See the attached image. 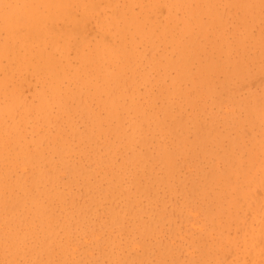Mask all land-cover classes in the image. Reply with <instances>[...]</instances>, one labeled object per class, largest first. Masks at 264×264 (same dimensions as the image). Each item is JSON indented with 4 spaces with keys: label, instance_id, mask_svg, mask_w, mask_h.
<instances>
[{
    "label": "rangeland",
    "instance_id": "1",
    "mask_svg": "<svg viewBox=\"0 0 264 264\" xmlns=\"http://www.w3.org/2000/svg\"><path fill=\"white\" fill-rule=\"evenodd\" d=\"M84 1L73 10L78 19L90 13L86 30L69 38L67 52L62 39L44 45L64 70V105L46 72L35 69L32 48L0 58V264H257L248 250L251 227L263 220L264 0H115L148 36H115L117 49L108 53L100 43L111 7L101 0L89 9ZM182 57L190 59L186 78L175 63ZM238 61L247 73H234ZM201 125L213 135L205 152L194 133ZM119 128L135 137L124 139ZM162 151L177 152L169 174ZM133 153L150 156L142 167ZM38 173L54 189L34 179ZM109 183L126 188L133 204L113 197ZM18 197H41L53 210L49 224L66 219L69 233L56 228L57 239L41 250L45 229ZM157 215V232L144 235L140 224Z\"/></svg>",
    "mask_w": 264,
    "mask_h": 264
},
{
    "label": "bare ground",
    "instance_id": "2",
    "mask_svg": "<svg viewBox=\"0 0 264 264\" xmlns=\"http://www.w3.org/2000/svg\"><path fill=\"white\" fill-rule=\"evenodd\" d=\"M100 1L101 0H86L84 2H86V4H85L86 6L90 7L89 9H95L96 10V9H98L100 7ZM78 2H79V0H28L27 4H21L19 0H0V31H2V32H4L6 34L5 40H1L2 38L0 39V58L2 56L3 57L8 56V57H11V58H15L18 55V53H17L18 50L17 49H18L19 46H24L28 50H30L32 48L35 57L39 60L35 64V69L37 71L46 72V74L50 78V81L52 82L50 84L51 85V89L50 90L55 95V100L59 101L60 103H62V105L65 104V99H66L65 98L66 96L64 94H62V91L65 94H67V92H68L67 89L66 90H62L61 89V82L62 83L64 82L62 80L64 79L65 73H64V70L62 69V67L60 65V62L58 60H55L53 55L50 52H48V51H46L44 49V45L45 44L53 45L59 39H62L65 43H63V46L61 48V53L65 54L67 52V50L69 49L70 45H71L70 42L68 41L69 38L72 37L74 39L75 35L78 34V30L79 29L82 30L81 33H84V31L86 30L85 29V27H86L85 22H86L87 19H89L90 13L86 12L82 18L78 19L76 17V11L73 10L74 4L75 3L78 4ZM106 2L111 7V14L112 15L108 19L103 21V24H104L103 27L105 28V34H104L103 40L101 41L100 44H101V46H104L106 48V52L107 53H108V50L113 51V50L117 49V46L115 45V43L112 42V39H111V38H114L115 36L119 35V36L122 37V39L127 34H133V33L141 34L143 36H148V33L144 31L143 26L141 24V21H140V19L137 16L131 14L130 16L125 17L123 15L124 13H122L119 10L115 0H106ZM80 4L82 5V3H80ZM255 7H256V5L253 6V8H255ZM85 9H87V8H85ZM85 9H83V11ZM220 19H222V18H220ZM60 21H65L69 25L65 26V27H60L59 26V22ZM220 22L222 24V21H220ZM61 36H64L65 39L62 38ZM109 40H110V44H108ZM75 41H76V39H75ZM77 48H79V46ZM96 57H100V52L96 55ZM84 60L86 62L90 61L88 58H84ZM239 61L237 62L238 64H236V65L232 64V65H235V66H233L234 67V71H235L234 73L235 74H245V73H247L244 65L240 64L241 62L239 63ZM214 62L215 61H210V63H211V64L209 63L210 64V66H209L210 68H211V65L215 64ZM175 63H176V66L177 65L179 66V67L177 66L178 67L177 69L179 70V73H180L181 77L182 78H186L188 76L187 73H189V71L186 70V69H187V66H188V69H189L190 59L186 58V57H182L179 61H177ZM230 63H229V65H230ZM90 64H92V63H90ZM209 67L207 65H205L204 66V72H206L207 70H210ZM227 70H228V68H227ZM74 72H77V71L75 70ZM185 73H186V75H184ZM208 84H209V82L207 83V85ZM225 84H227V83L225 82ZM225 84H224V86H225ZM210 86H211V83H210ZM9 95L12 97V99L16 98L15 99V104L18 107V104L20 105V99L21 98H19L16 95H14V91H11ZM3 97H6V95H4ZM11 97H8V99L9 98L11 99ZM72 98L75 99L78 102L79 105H81L80 103L82 102V99H81V96L79 94H77V95L73 94ZM16 100H17V102H16ZM2 101H3V99H2ZM23 102L24 101H22L21 103H23ZM115 103H116V101L113 100L110 103V105H109L110 107H112V109L110 110V115L111 116L115 115V110L113 109L115 107ZM21 105L19 106L20 108H21ZM43 105H44V107H48V104H47L46 101H44ZM81 106H82V108L85 111L92 113L90 111V108L85 103L82 102ZM11 107L12 106H8V108L5 111L12 112L13 108L11 109ZM250 107L252 108L253 111H256L258 109L256 104H252ZM139 108H138V110H139ZM93 116H95V115H93ZM173 119H175V118H173ZM96 120H98V119L96 118ZM174 124L183 125L184 123H183L182 119H176L174 121ZM137 126H138V129H139L140 126L139 125H137ZM165 127H167V126H165ZM136 128L137 127L135 125L134 129L138 130ZM205 128H207L206 129L207 131L205 130ZM115 131H116V133L119 134V131H117L116 129H115ZM120 133L125 137L124 139H127L128 141H131V139H133L135 137L134 133H131V134L130 133H125L123 130H121ZM194 133L196 135V141H197V144L200 147V149L203 152L207 151V144H208L209 140L211 139V137H213V135L211 134L212 132L210 131V127L206 126V125L198 126L196 128V130L194 131ZM139 141L141 143H147L146 139H144V136L140 137ZM25 148L26 147H24V149ZM177 151H178V149H177ZM176 153L177 152H175V151L174 152L162 151V152H160L158 154V157L160 159L163 158L162 160H165L164 165H165V168H166V172L168 174L171 173L176 167V164H175V161H174V156H175ZM149 156H150V154L141 155V154L133 153L132 154V159L134 161V157H135L137 162H135V161L134 162L137 163V164H141L142 167H143L144 164H146L145 160L147 161ZM45 161H46V164H47L48 160H45ZM77 169L80 170L81 173H89V172L85 171V169L82 168V167H79ZM43 174L44 173H38L35 176L34 179H36L37 181L38 180L43 181L45 184L46 183L49 184L48 185L49 187H52V189H54V183H52V179L45 178V175H43ZM117 175H118V173H117ZM149 175L151 176V173ZM136 178H138V174H137ZM35 182L36 181L34 180V183ZM133 182H134V184H136V182H138V181H136V180L134 181V179H133ZM42 184L40 186H43ZM109 185H110V188H109L110 192H111L112 195H114L113 197L122 196L124 198V200H128L127 203L129 205L133 204V200H132V198L129 197L130 194L128 193L129 191L126 188H123V187L120 188L118 186H115L113 183H109ZM44 191L42 193H44ZM42 193L40 195H42ZM45 193H47V191H45ZM259 193H261V192L259 191ZM52 194H53V191H51L50 195L52 196ZM37 196H38V194H37ZM40 198L41 197H31V198H29V202H26L24 200V198L20 199L18 197L17 201H15V202H18L17 204H21V205L22 204H26V205H28V204L30 205L31 204L35 208L34 209V214H35V216H39V220L41 221L40 224L45 229V231H43V236H44L46 242L42 244V249L41 250H45L46 251L47 249H50V242L54 241L58 237L57 236V231L55 229L56 228H62L67 233H69V227H68V225L66 223V219L64 220V223L59 222V224H57L55 228H54L53 225L49 224L48 218L53 216V210H51L50 208H49L50 210H45L41 206L45 201L40 199ZM59 198H60V196H59ZM18 199L20 201H18ZM48 199L50 201H52L50 198H48ZM46 201H47V199H46ZM2 203H6V202L2 201ZM53 203H54V201H53ZM11 204H13V205H11ZM17 204L14 206V202L13 203L8 202V206H6V207H9V209L12 210L14 208H17L16 207ZM44 204H43V206H45ZM51 206H52V204H51ZM51 206H49V207H51ZM113 206H115V205L113 204ZM18 207H19V209H20V207L22 208V206H20V205ZM260 207H261V209H263V220L262 221H259V220L257 221V223H256V225H257L256 227L257 228L256 229H255L254 225L251 227L252 230L250 231V242H249L250 246H249L248 254L251 255V258L254 259V261H256L257 264H264V202H260ZM26 209H29V208H26ZM132 209L129 210L130 215L135 217V214L137 213V211L132 210ZM31 210H33V208ZM26 211H28V210H26ZM112 211H113V208H112ZM44 212L47 213L46 214L48 216L47 218L44 217ZM30 216H28V217H30ZM35 216H34V218H35ZM63 217H65V215H63ZM30 219H31V217L28 220H26V221L27 222H31ZM159 219H160V216L157 215L156 217H154V219L151 218V223L146 224L147 222H143L142 224H140L142 233L144 235H147V236L155 234V231L157 232V230L155 228V223H157ZM27 224L28 223H26V225ZM31 225H32V223H31ZM13 239H14V237H12V240ZM41 240H43V239H41Z\"/></svg>",
    "mask_w": 264,
    "mask_h": 264
}]
</instances>
